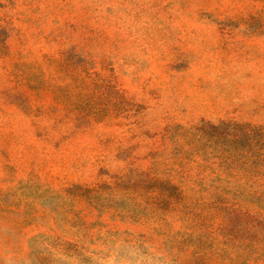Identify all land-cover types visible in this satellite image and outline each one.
Masks as SVG:
<instances>
[{"label": "rangeland", "instance_id": "obj_1", "mask_svg": "<svg viewBox=\"0 0 264 264\" xmlns=\"http://www.w3.org/2000/svg\"><path fill=\"white\" fill-rule=\"evenodd\" d=\"M0 264H264V0H0Z\"/></svg>", "mask_w": 264, "mask_h": 264}]
</instances>
